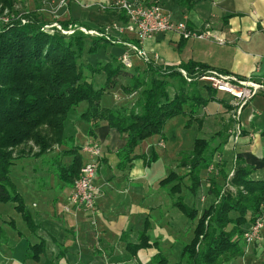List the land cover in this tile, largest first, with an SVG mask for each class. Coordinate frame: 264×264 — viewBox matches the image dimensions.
Instances as JSON below:
<instances>
[{"label":"crops","instance_id":"0c3cea01","mask_svg":"<svg viewBox=\"0 0 264 264\" xmlns=\"http://www.w3.org/2000/svg\"><path fill=\"white\" fill-rule=\"evenodd\" d=\"M111 2L15 0L13 10L41 16L47 24L73 23L89 31H106L114 39L136 42L157 66L178 68L198 63L238 78L257 81L264 77V0H190L185 4L179 0H145L147 4H158L173 22H183L189 30L208 33L211 37L184 40L179 34L168 32L143 42L115 31L121 24L120 12L108 7ZM115 49L111 54L118 60L125 49ZM108 54L103 56V62ZM142 65L141 60L132 58V66ZM117 94L121 101L113 98L115 93L107 94L101 107L117 109L135 99L132 94ZM227 96L215 93L190 123L188 116L169 120L162 137L148 138L135 148L132 162L120 155L127 142L126 134L99 122L93 129V140L88 134L89 126L82 120L87 108L81 106L72 111L64 125L63 146H80L79 139L85 137V144L98 143L103 153L94 179V185L100 189L95 213L91 216L68 206L71 188H62L50 167V159L60 151L57 147L43 159L18 162L11 179L31 217L33 229L24 224L13 205H0V264H151L159 252L167 263H179L187 223L172 207L170 187L163 188L160 183L172 174L179 179L173 183L180 186L178 196L187 205L198 209L209 205L212 198L207 195L206 181L201 182L199 198L188 194L190 181L186 169L180 167V155L191 152L196 139H206L204 131L212 136L213 145L227 139V130L232 125L231 98L228 96L227 100ZM258 96L261 100L256 96L242 112L240 145L233 150L225 144L214 157V162L222 160L228 167L235 158L241 159L253 168L250 178L255 182L264 180V95ZM172 125L175 128L167 135ZM250 134H255L253 140L249 139ZM160 141L163 147H159ZM82 154L87 162L83 150ZM70 161L65 159L64 163ZM66 207L69 211H65ZM262 211L264 216V208ZM143 234L149 246L133 257L127 246L137 245ZM39 242L44 243L45 253L37 261L26 260L30 247Z\"/></svg>","mask_w":264,"mask_h":264},{"label":"trees","instance_id":"16d2710c","mask_svg":"<svg viewBox=\"0 0 264 264\" xmlns=\"http://www.w3.org/2000/svg\"><path fill=\"white\" fill-rule=\"evenodd\" d=\"M189 1L179 0L181 4ZM14 5L15 0H0V12L8 10L12 17L6 25L0 22V205H13L32 230L31 217L11 179L13 168L24 160L43 159L57 147L60 151L50 159L52 174L62 188L72 189L86 163L83 148L63 146L64 125L72 111L87 108L82 120L89 126L93 140V129L99 122L126 134L120 155L132 162L139 144L154 136L162 137L166 123L174 117L188 116L189 123L193 121L216 92L198 81L214 71L205 65L188 63L165 68L150 61L126 71L111 53L131 41L85 35L73 23L47 24L36 14H19L13 10ZM120 21V26L126 22L123 13ZM53 23L63 29L72 27L74 33L64 36L53 29L45 30ZM132 44L137 46L136 42ZM98 53H103L102 59L110 54L105 62L86 59ZM95 76L104 78L99 88L91 81ZM199 84L208 92V99L199 93ZM112 93L134 94L135 99L117 109L101 107L103 97ZM212 141L196 139L192 151L180 155V167L186 169L190 181L188 194L199 198L201 182L206 181L207 195L212 198L208 206L198 209L187 205L178 196L180 186L173 183L179 179L172 174L160 183L163 188L170 187L172 207L192 224L191 238L184 244L177 264H232L245 256V234L258 218L264 217V180H251L253 168L239 158L229 167L222 160L214 162L227 139L218 145ZM65 159L70 163L65 164ZM148 241L143 234L137 245L127 246L131 256L148 247ZM252 246L256 250L257 241ZM30 250L26 260L37 261L45 253V245L39 242ZM151 264L169 263L159 252Z\"/></svg>","mask_w":264,"mask_h":264},{"label":"built area","instance_id":"2783aa9c","mask_svg":"<svg viewBox=\"0 0 264 264\" xmlns=\"http://www.w3.org/2000/svg\"><path fill=\"white\" fill-rule=\"evenodd\" d=\"M78 2V0H73ZM110 9L123 13L126 22L122 26H117L115 31L120 34H129L134 36L139 42H143L157 34L173 32L179 34L182 39H202L208 40L211 36L208 33H197L189 30L183 22H173L156 3H146L145 0H112L108 6ZM105 9L104 6H100ZM3 18L0 19L2 25L9 23L10 13L5 10ZM25 24V21H22ZM53 29L61 35L70 36L74 33L72 27L63 29L59 24L53 23L51 26H45V30ZM78 30L90 36H109L106 31H89L85 28ZM224 44L223 41H219ZM124 53L118 59L122 68L126 71L132 68V58H137L144 63H149L147 53L139 46L132 43H123ZM157 58V56H155ZM155 58V59H156ZM186 77V74L182 72ZM190 82V79H186ZM199 82L206 83L213 91L219 94L230 96L229 103L232 125L227 130V144L235 150L241 142L243 136V124L241 116L244 108L258 95H264V77L257 81L251 79L238 78L236 76L221 74L210 71L198 78ZM132 97L134 94L131 95ZM116 101H121L117 94L113 96ZM252 118L249 117V120ZM249 139L253 140L255 134H250ZM159 147H163V142H159ZM87 156V162L80 170L79 179L75 181L68 198V206L75 211H83L93 216L95 213L96 201L100 196V189L94 185L95 175L103 157L101 146L98 143H92L83 148ZM209 170H212L210 167ZM232 173L230 174V176ZM69 207L65 211H69ZM94 224V222H92ZM264 232V217L258 218L249 231L245 234L247 246H252L254 241L260 239V234Z\"/></svg>","mask_w":264,"mask_h":264},{"label":"rangeland","instance_id":"374dc122","mask_svg":"<svg viewBox=\"0 0 264 264\" xmlns=\"http://www.w3.org/2000/svg\"><path fill=\"white\" fill-rule=\"evenodd\" d=\"M101 6H103V5H101ZM5 11H3V12H0V19L1 18H3V13H4ZM113 51H117V49H113ZM102 54L103 53H98L97 55H91V56H86V59L89 61V62H103L102 61ZM85 59V60H86ZM86 60V61H87ZM90 77V76H89ZM99 78H101V81H100V79ZM91 81H93L92 83H93V85L96 87V88H99V87H101L102 85H103V83H104V78L102 77V76H95V79L94 80H91ZM101 82H102V84H101ZM123 83L124 84H126L127 83V81H123ZM201 91H200V94H201V96L206 100V99H208V94H207V92H206V90L205 89H200ZM171 93H172V91H171ZM258 97V99L257 100H261L260 98H262V97H260V96H257ZM256 97V98H257ZM227 100L229 99V97L227 96V97H225ZM111 100V99H110ZM109 100V101H110ZM212 102H214V101H212ZM214 104V103H213ZM173 128H175V127H173V125H172V127H171V129L168 131L167 130V135L169 134V133H171V130L173 129ZM205 133H207V138L206 139H210L212 136H208V132L207 131H204ZM190 133H191V135H194V129L192 130H190ZM173 136L174 135H176V132L175 133H173L172 134ZM199 138V137H198ZM79 144L78 145H80L79 147H81V148H84V147H86L87 146V144H85L86 143V138L85 137H83L81 140L79 139ZM13 171H15V170H13ZM204 194H206V190L204 191ZM206 202V201H205ZM204 205H205V203H204ZM186 223H187V229H186V231H187V236H186V240H185V242H184V244H186L188 241H189V239L191 238V230H192V224L190 223V222H187L186 221ZM261 238L259 239V240H257V249L255 250V248H253L254 246H249L248 248H247V251H246V254H245V256L243 257V258H240V259H236L235 261H233L232 262V264H264V232L263 233H261V236H260Z\"/></svg>","mask_w":264,"mask_h":264}]
</instances>
